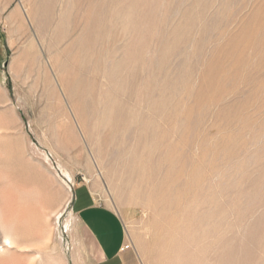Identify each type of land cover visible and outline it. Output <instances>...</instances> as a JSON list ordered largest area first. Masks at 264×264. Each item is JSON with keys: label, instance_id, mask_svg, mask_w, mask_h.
<instances>
[{"label": "rangeland", "instance_id": "374dc122", "mask_svg": "<svg viewBox=\"0 0 264 264\" xmlns=\"http://www.w3.org/2000/svg\"><path fill=\"white\" fill-rule=\"evenodd\" d=\"M79 186L138 264H264V0H0V264H88Z\"/></svg>", "mask_w": 264, "mask_h": 264}, {"label": "crops", "instance_id": "0c3cea01", "mask_svg": "<svg viewBox=\"0 0 264 264\" xmlns=\"http://www.w3.org/2000/svg\"><path fill=\"white\" fill-rule=\"evenodd\" d=\"M73 211L77 216L76 231L84 244L85 235L93 245L88 249V264H138L126 248L127 238L120 216L111 208L100 204L86 186L75 193Z\"/></svg>", "mask_w": 264, "mask_h": 264}, {"label": "bare ground", "instance_id": "6f19581e", "mask_svg": "<svg viewBox=\"0 0 264 264\" xmlns=\"http://www.w3.org/2000/svg\"><path fill=\"white\" fill-rule=\"evenodd\" d=\"M47 215V214H46ZM48 217V216H47ZM45 220V219H44ZM47 221V220H46ZM18 235L13 232V231H6L4 232V240H5V244L8 246H18ZM45 264H65L64 260L59 258V259H53V256L50 257Z\"/></svg>", "mask_w": 264, "mask_h": 264}]
</instances>
